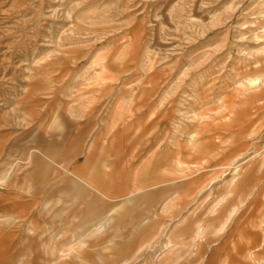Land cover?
Instances as JSON below:
<instances>
[{"label":"rangeland","instance_id":"1","mask_svg":"<svg viewBox=\"0 0 264 264\" xmlns=\"http://www.w3.org/2000/svg\"><path fill=\"white\" fill-rule=\"evenodd\" d=\"M48 2L0 0V98L10 85L25 91L0 112L1 186L12 190L31 171L36 127L46 141L67 124L77 139L89 124L80 150L111 118L171 142L180 180L170 192L111 202L61 163L45 176L37 213L0 229L10 249L0 264H203L206 245L190 247L198 225L218 224L205 235L214 240L253 199L264 209V0H56V19ZM121 148L114 139L102 146L99 171L122 164Z\"/></svg>","mask_w":264,"mask_h":264},{"label":"crops","instance_id":"2","mask_svg":"<svg viewBox=\"0 0 264 264\" xmlns=\"http://www.w3.org/2000/svg\"><path fill=\"white\" fill-rule=\"evenodd\" d=\"M14 85L13 90H10L11 85L9 88H4L9 94L5 93L0 98V112L5 111L10 106L11 101H20L25 97L22 84H19V86ZM122 121L119 119L116 123L111 118L103 131L99 128L98 135L95 134L92 138L90 135L86 149L80 148V150L75 149V143L76 141L82 143L87 139V131L90 129L89 124L84 122L85 124L79 128L83 134H79L77 139L75 125L67 124L66 133L61 139L49 137L46 141L38 137V128L36 127L34 150H32L31 155L30 153L27 155L32 160L33 167L31 171L24 178H20L21 180H18V182L14 181L13 183L12 181L10 185L12 190H8L9 186L6 188L1 186L5 180L0 181V215H3L2 218L4 219L12 221H10L9 226H2L0 229L8 230L15 225L26 223L29 214L37 213L38 204L41 200L38 191H41L46 184L45 176L49 173L55 174V171L58 175L61 163L66 164V174L72 180L94 191L106 201H124L132 196L156 189L170 192L172 181L173 183H179L178 180H180L178 171L175 168L177 163H171V142H165L166 138L164 136H156L154 128L151 126L143 129L138 125H124ZM111 123L116 125L112 127L110 126ZM163 133L166 134L165 131ZM112 139L119 142L122 147L121 150H117L118 153L116 152L122 157V164L116 167L112 165L113 163L110 166L104 163L99 171V165L96 164V161L94 162V159L105 157L102 146L104 147L107 141L112 142ZM134 141L141 143V147L137 150H132L129 146ZM17 142L14 144H17ZM0 147L2 154L7 153V148L5 149L2 146V141H0ZM38 148L41 151H38ZM32 153L35 154L33 157H31ZM44 161H50L51 167ZM233 168L235 169L234 176L230 178L229 184L227 183L228 187H232L235 177L239 176V171L236 170L237 167L233 166ZM182 172L180 171V173ZM29 179H31V183L26 185ZM24 182L25 184H23ZM108 186L110 187L109 191L107 190ZM27 189L34 190V192L28 195ZM66 194L67 198L74 200V191L68 189ZM180 198L181 196L177 197L176 201L173 199L168 202H166L167 200L163 201L159 211L166 213L168 207L178 203L181 200ZM261 198H264V191ZM262 203L263 200H260L255 204L253 199L252 203L244 206L245 210L237 212L222 233L215 235L218 238L214 240L205 239V235L212 234L210 232H213L218 224L217 227L209 225L205 228L198 225L193 244L190 247L200 241L201 244L206 245L207 250L203 257V264H221L224 262L230 264H257L264 262V216H261L264 209H262ZM102 212L99 211V213ZM215 212L216 208L210 210V213ZM232 214V211L228 212L225 220L229 219ZM105 227L106 223H97L91 232L100 233ZM9 237L12 236L9 235ZM5 241L0 239V253H4V255L10 253ZM168 245H171V242Z\"/></svg>","mask_w":264,"mask_h":264},{"label":"bare ground","instance_id":"3","mask_svg":"<svg viewBox=\"0 0 264 264\" xmlns=\"http://www.w3.org/2000/svg\"><path fill=\"white\" fill-rule=\"evenodd\" d=\"M55 2H56V0H49V2H48V6H47V8L45 9V10H46L45 14H46V16H47L48 18H50V19H56V18H59V17H58V13H56L57 11L53 9V5L56 4ZM47 47H48V46H47ZM18 68H19V67H18Z\"/></svg>","mask_w":264,"mask_h":264}]
</instances>
